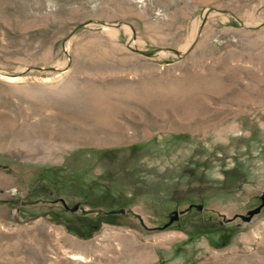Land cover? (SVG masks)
Wrapping results in <instances>:
<instances>
[{
  "label": "rangeland",
  "instance_id": "rangeland-1",
  "mask_svg": "<svg viewBox=\"0 0 264 264\" xmlns=\"http://www.w3.org/2000/svg\"><path fill=\"white\" fill-rule=\"evenodd\" d=\"M263 193L264 0H0V264H264Z\"/></svg>",
  "mask_w": 264,
  "mask_h": 264
},
{
  "label": "bare ground",
  "instance_id": "bare-ground-1",
  "mask_svg": "<svg viewBox=\"0 0 264 264\" xmlns=\"http://www.w3.org/2000/svg\"><path fill=\"white\" fill-rule=\"evenodd\" d=\"M79 245V244H78ZM81 246L80 248H83V245H79ZM85 248V247H84ZM149 248V247H148ZM147 246L142 248L140 247V252L137 253V250L134 252L135 254L133 255V259H131L129 262H124V264H142L143 262H145L146 260H149L151 254L148 250ZM42 251V250H41ZM42 253V252H41ZM44 253V251H43ZM42 257H44V254H42ZM70 258L75 259L78 258L77 255H71ZM112 259L109 260V262H111ZM108 262V263H109ZM107 263V264H108ZM39 264V263H37Z\"/></svg>",
  "mask_w": 264,
  "mask_h": 264
},
{
  "label": "water",
  "instance_id": "water-1",
  "mask_svg": "<svg viewBox=\"0 0 264 264\" xmlns=\"http://www.w3.org/2000/svg\"><path fill=\"white\" fill-rule=\"evenodd\" d=\"M260 199H261V203L258 206H256L255 208H253V209L248 211V216L245 217L246 219H249L252 215H254L255 213H258L260 211V209L263 207V205H264V193L260 196ZM124 212H125L124 208H119L117 210H110V211H108L106 213H120V214H123ZM176 217H177V212L174 211V214L169 219V223H171Z\"/></svg>",
  "mask_w": 264,
  "mask_h": 264
},
{
  "label": "flooded vegetation",
  "instance_id": "flooded-vegetation-1",
  "mask_svg": "<svg viewBox=\"0 0 264 264\" xmlns=\"http://www.w3.org/2000/svg\"><path fill=\"white\" fill-rule=\"evenodd\" d=\"M108 212V211H107ZM106 213V212H105Z\"/></svg>",
  "mask_w": 264,
  "mask_h": 264
}]
</instances>
